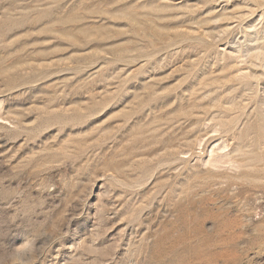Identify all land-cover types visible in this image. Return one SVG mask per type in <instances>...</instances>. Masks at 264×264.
Here are the masks:
<instances>
[{"label":"rangeland","instance_id":"obj_1","mask_svg":"<svg viewBox=\"0 0 264 264\" xmlns=\"http://www.w3.org/2000/svg\"><path fill=\"white\" fill-rule=\"evenodd\" d=\"M264 264V0H0V264Z\"/></svg>","mask_w":264,"mask_h":264},{"label":"clouds","instance_id":"obj_2","mask_svg":"<svg viewBox=\"0 0 264 264\" xmlns=\"http://www.w3.org/2000/svg\"><path fill=\"white\" fill-rule=\"evenodd\" d=\"M35 241L32 239H26L19 246L14 247L13 258L18 262H22L26 257L30 256L34 251Z\"/></svg>","mask_w":264,"mask_h":264}]
</instances>
